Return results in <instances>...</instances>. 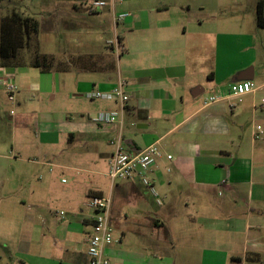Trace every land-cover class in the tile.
I'll use <instances>...</instances> for the list:
<instances>
[{"label":"crops","instance_id":"crops-1","mask_svg":"<svg viewBox=\"0 0 264 264\" xmlns=\"http://www.w3.org/2000/svg\"><path fill=\"white\" fill-rule=\"evenodd\" d=\"M105 1L102 8L91 10L74 0H39L50 8L80 10V17L95 13L108 22L122 47L118 64H113L110 38L107 50L97 55L80 52V74H85L80 75V96L108 91L122 80L129 98L121 122L95 120L98 111L120 108L115 99L99 98H80V109L42 113L39 121L23 112L10 114L7 122L0 116V264H87L93 211L86 200L93 194L112 197L111 225L120 238L106 249L112 264H230L241 261L239 250L245 258L247 250L249 258H260L264 136L251 139L249 155L240 151L236 158L218 137L229 133L228 112L239 114L245 107L236 108L233 102L257 95L264 81L256 85L255 70L244 65L235 70H248L244 76L252 79L233 81L217 75L223 64L219 38L225 36L216 33L213 51L212 26L220 18L202 2L191 8L189 2L175 0H119L113 10L110 0ZM121 10L128 16L115 25L114 16ZM89 24L100 25L93 19ZM6 69L15 76L12 67ZM203 76L210 87L214 81L225 83L209 95L220 98L207 105L208 96L199 97ZM240 81H252L254 89L238 95L235 86ZM16 105L25 106L19 96ZM259 106L264 120V105ZM9 124L19 130L13 134L12 154L6 155L2 135ZM119 134L126 149L153 143L159 147L161 156L150 176L161 204L136 180L110 182V141ZM69 147H75L70 163L65 156ZM36 216L46 223L38 238L33 236ZM20 234L29 236L19 240Z\"/></svg>","mask_w":264,"mask_h":264},{"label":"rangeland","instance_id":"rangeland-1","mask_svg":"<svg viewBox=\"0 0 264 264\" xmlns=\"http://www.w3.org/2000/svg\"><path fill=\"white\" fill-rule=\"evenodd\" d=\"M68 1L70 2L71 0ZM175 1L177 3L179 1L189 2L191 8L196 3L202 2L208 12H211L216 18H220V22L212 26L215 31L213 34V51L217 48L216 33L225 36L223 39L219 38L218 47L219 58H222L223 64L218 66V70L214 66V70L216 68L219 77L229 80L239 70L235 69L240 65H244L245 68L252 67L255 70L253 81L256 85L264 81V27H260L256 23V9L259 0ZM48 5H50L49 2ZM13 10L22 15L33 16L39 21L40 27L37 38L40 52L54 53L59 59H68L70 65L64 64L69 68L65 72H41L38 68L31 66L12 67L15 72V84L21 94L15 95V102H11L0 85V102H2L0 116L5 122L10 120V114L13 115L20 112L39 121L42 113L59 114L60 112L58 111H62L63 108L80 109V98L91 102L84 96V93L80 96V75L85 76L84 73L80 74V52L96 53L97 55L107 50L106 41L109 38L113 40L115 34L113 29L108 26V22H105L103 18L95 13H85V16L80 17V10L75 11L69 6L66 10H62L56 9L54 6L52 8L43 6L39 3V0H0V19ZM194 10L197 9L195 8ZM121 12L126 13L125 10H121ZM91 19L99 20L100 25L97 27L90 26L89 21ZM108 45L110 46V44ZM27 51L30 53L31 49ZM27 51H24V53H27ZM113 52V64L116 66L119 53ZM213 62L215 63L214 58ZM206 65L208 67V62H206ZM206 80L205 76L201 78L204 87V91L199 95L201 98L214 93L217 85L222 86L225 84L224 82L217 84L214 81L210 87ZM18 96L21 97L22 102L25 104L24 107L16 105ZM262 98H264V90L259 91L253 97H242L241 101L233 102L236 108L245 105V107L240 108V113L232 114L229 111L227 114L225 122L229 133L218 138L227 144L235 158L240 151L245 152L246 156L249 155L251 139L258 140L264 136V120L261 117L263 110L259 106V103L264 105V102L261 101ZM252 103L256 107H250ZM10 110L14 111L13 114L10 113ZM257 125H260L262 129L259 132L257 131L259 136L255 138L252 131L256 130ZM27 127L29 128V124H27ZM18 130L19 128L15 131L9 124L2 135V142L5 144V150L3 151L6 155L12 154V138L13 134H16ZM34 131L35 125L32 128V133ZM73 152H75V147H69L65 155L68 163L72 162ZM248 159L247 157V163ZM52 193L54 195L59 194L57 185L53 186ZM52 201L55 202L56 200L53 198ZM241 205L244 206L242 201ZM152 207H155V205ZM261 207L264 208V204H261ZM32 221L33 219L30 220V223ZM44 221V217L36 216L34 218V225L37 226V232L33 235L34 238H38L42 227L46 224ZM262 223L264 225V217ZM28 236V234H20L19 240H27ZM15 241H18L17 238ZM172 250L171 248L170 252ZM244 252H246V249ZM238 255L242 257L241 261H235L230 264H264V253L258 259L249 258L252 255L250 250L246 252L248 258H245L243 250H239Z\"/></svg>","mask_w":264,"mask_h":264},{"label":"built area","instance_id":"built-area-1","mask_svg":"<svg viewBox=\"0 0 264 264\" xmlns=\"http://www.w3.org/2000/svg\"><path fill=\"white\" fill-rule=\"evenodd\" d=\"M77 4L86 5L91 10H98L106 5L105 0H74ZM119 0H110L112 9ZM128 13L119 12L114 16V24L122 21ZM111 48L116 53L122 50L117 37L109 42ZM6 66H0V85L5 90L7 98L15 102L17 85L13 75L7 71ZM124 81L118 80L117 84L108 91L92 90L85 92L84 96L88 99H115L119 103V111L98 112L95 120L99 123H112L120 120L124 106L129 98L123 90ZM236 92L238 95L251 92L254 89L252 81L236 82ZM220 96L211 95L204 100V105L218 100ZM264 102V98L261 99ZM13 110L10 113L13 114ZM121 122V120H120ZM261 130L259 125L256 126L255 138H258V132ZM258 131V132H257ZM113 146L107 162V176L112 184L119 180H136L144 186L157 204H161L159 192L153 184L150 176L152 166L156 159L161 156V151L156 144H150L142 149H126L121 144V135L110 141ZM167 159L171 158L170 154L166 155ZM86 205L93 211L91 218V231L86 238L87 264H112L106 253L108 246L118 243L120 238L115 235L111 225V195L93 194L88 196ZM63 215V211L59 212Z\"/></svg>","mask_w":264,"mask_h":264},{"label":"trees","instance_id":"trees-1","mask_svg":"<svg viewBox=\"0 0 264 264\" xmlns=\"http://www.w3.org/2000/svg\"><path fill=\"white\" fill-rule=\"evenodd\" d=\"M264 0H259L256 9V23L264 27ZM39 21L33 16L22 15L13 10L0 19V66H31L41 72L67 71L64 64L68 59H59L52 53L39 51ZM31 52L29 53V50ZM27 51V53H24Z\"/></svg>","mask_w":264,"mask_h":264},{"label":"water","instance_id":"water-1","mask_svg":"<svg viewBox=\"0 0 264 264\" xmlns=\"http://www.w3.org/2000/svg\"><path fill=\"white\" fill-rule=\"evenodd\" d=\"M248 73V70H241L239 72H237L234 76H233V81H239V80H249L252 79V76L247 77L244 76L245 74Z\"/></svg>","mask_w":264,"mask_h":264}]
</instances>
